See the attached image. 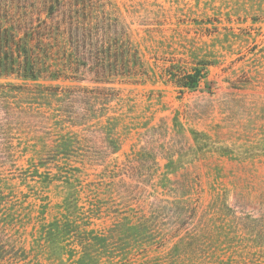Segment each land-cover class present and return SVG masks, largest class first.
I'll list each match as a JSON object with an SVG mask.
<instances>
[{
    "label": "rangeland",
    "instance_id": "374dc122",
    "mask_svg": "<svg viewBox=\"0 0 264 264\" xmlns=\"http://www.w3.org/2000/svg\"><path fill=\"white\" fill-rule=\"evenodd\" d=\"M68 1L147 73L0 76V264H264V0Z\"/></svg>",
    "mask_w": 264,
    "mask_h": 264
},
{
    "label": "trees",
    "instance_id": "16d2710c",
    "mask_svg": "<svg viewBox=\"0 0 264 264\" xmlns=\"http://www.w3.org/2000/svg\"><path fill=\"white\" fill-rule=\"evenodd\" d=\"M37 1L40 7L34 5ZM81 1L83 4L84 0ZM86 5L88 8L82 5L80 15L78 3L68 0H0V76L67 79L69 73H78L79 68L89 71L93 82L146 75L139 52L128 35H110L118 26L117 21L99 19L102 15L96 12L90 17V4ZM32 8L37 10L34 19ZM38 12L44 13L45 18H40ZM205 65L198 62L184 70L170 64L163 73L179 87L193 88L203 78ZM98 90L104 89L77 87L69 92L89 99L97 97L101 93ZM92 92L98 94L85 96Z\"/></svg>",
    "mask_w": 264,
    "mask_h": 264
}]
</instances>
